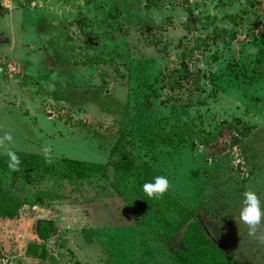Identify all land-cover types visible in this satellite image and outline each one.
<instances>
[{"label": "rangeland", "instance_id": "1", "mask_svg": "<svg viewBox=\"0 0 264 264\" xmlns=\"http://www.w3.org/2000/svg\"><path fill=\"white\" fill-rule=\"evenodd\" d=\"M6 133L47 170L14 182L0 148L18 210L0 215V264H175L115 185L120 137L219 247L264 264V221L239 220L246 190L264 206V0H0Z\"/></svg>", "mask_w": 264, "mask_h": 264}, {"label": "trees", "instance_id": "2", "mask_svg": "<svg viewBox=\"0 0 264 264\" xmlns=\"http://www.w3.org/2000/svg\"><path fill=\"white\" fill-rule=\"evenodd\" d=\"M111 164L117 176L116 187L121 191L125 188L119 184L124 185L132 194L126 192L124 196L134 208L137 222L169 246L175 264H241L218 246L207 233L201 217L182 204L170 188L162 197L145 195L143 184L157 174L149 164L140 160L132 143L125 137H120L113 147ZM46 170L44 167L35 169L33 164L22 160L20 170L12 171L11 177L14 182L24 172H34L36 177H41L45 176ZM17 213L13 201L1 196L0 215L12 218Z\"/></svg>", "mask_w": 264, "mask_h": 264}, {"label": "clouds", "instance_id": "3", "mask_svg": "<svg viewBox=\"0 0 264 264\" xmlns=\"http://www.w3.org/2000/svg\"><path fill=\"white\" fill-rule=\"evenodd\" d=\"M6 142L7 144L13 142V137L9 133L0 137V148L5 149L4 154L8 156L9 169L19 171L21 160L14 151L7 147ZM50 153L51 147L45 146L43 155L46 164L53 163ZM169 188L170 181L165 175H156L150 181H146L142 186L143 192L149 198L162 197ZM239 220L248 226L249 235H256L262 221H264V206H262L261 200L255 191L246 190L243 193L242 207L239 209Z\"/></svg>", "mask_w": 264, "mask_h": 264}, {"label": "crops", "instance_id": "4", "mask_svg": "<svg viewBox=\"0 0 264 264\" xmlns=\"http://www.w3.org/2000/svg\"><path fill=\"white\" fill-rule=\"evenodd\" d=\"M203 218V217H202ZM206 219H204V221H205ZM212 224H214V223H212ZM206 231H207V233L212 237V238H214L212 235H211V233H210V231L208 230V228L206 229Z\"/></svg>", "mask_w": 264, "mask_h": 264}]
</instances>
